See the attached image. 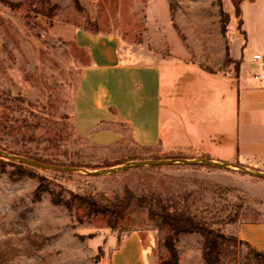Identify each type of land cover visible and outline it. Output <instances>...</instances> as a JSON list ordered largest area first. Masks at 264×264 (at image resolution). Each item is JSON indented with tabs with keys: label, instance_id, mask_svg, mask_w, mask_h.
<instances>
[{
	"label": "rangeland",
	"instance_id": "obj_1",
	"mask_svg": "<svg viewBox=\"0 0 264 264\" xmlns=\"http://www.w3.org/2000/svg\"><path fill=\"white\" fill-rule=\"evenodd\" d=\"M147 1L0 0V149L56 166L0 156L44 177L50 187L38 198V178H11L0 171V264H112L133 232L140 234L149 264L170 257L166 238L173 229L161 226V217L153 219L149 206L133 205L121 217L108 212L89 215L79 200L68 208L55 204L53 195L77 193L114 201L131 190L157 210L176 209L233 236L239 222L263 219L264 172L142 145L122 119L102 120L85 131L75 119L79 84L91 63L89 49L77 40L78 32L96 28L99 33L143 41ZM170 3L174 18L178 0ZM224 3L226 10L233 9V0ZM216 4L221 35L227 37L228 31L229 42L219 35L218 42L195 48L178 29L201 64L210 70L227 69L232 59L228 53L221 61V53L229 44L246 60L256 51L264 55V0L243 1L240 16L229 15L223 0ZM240 18L245 33L239 30ZM223 19L228 21L225 31ZM254 62L264 80L261 63ZM236 64L240 62L234 63L235 70ZM106 128L117 129L122 137L98 140ZM124 165L128 166L121 169ZM6 166L13 169L11 163ZM175 245L180 263L182 259V264H204L201 233L181 234ZM130 256L132 264H139ZM217 264H264V256L247 245H225Z\"/></svg>",
	"mask_w": 264,
	"mask_h": 264
},
{
	"label": "crops",
	"instance_id": "obj_2",
	"mask_svg": "<svg viewBox=\"0 0 264 264\" xmlns=\"http://www.w3.org/2000/svg\"><path fill=\"white\" fill-rule=\"evenodd\" d=\"M172 10L170 0H148L144 40L139 42L119 34L78 32L77 40L89 49L91 59L75 102L81 130L102 120L122 119L142 145L264 172V80L255 77L253 57L246 60L229 44L221 53V61L228 53L232 59L227 69L210 70L187 48L178 29L195 48L218 42L220 5L216 0H178L174 18ZM225 11L236 15L235 6ZM221 38L229 42L228 31ZM121 137L117 129L106 128L98 140ZM234 235L264 251V217L239 222ZM130 253L139 264H149L138 232L123 242L112 264H132Z\"/></svg>",
	"mask_w": 264,
	"mask_h": 264
},
{
	"label": "trees",
	"instance_id": "obj_3",
	"mask_svg": "<svg viewBox=\"0 0 264 264\" xmlns=\"http://www.w3.org/2000/svg\"><path fill=\"white\" fill-rule=\"evenodd\" d=\"M242 0H233L235 6L236 15L240 16L242 14L241 10ZM172 8V6H171ZM223 31L226 30L228 21L223 19ZM243 18L239 19L238 27L243 33L245 31L242 28ZM92 33H99L96 28L86 29ZM239 64H236V70L238 71ZM1 148V146H0ZM11 163L13 169L8 171L7 164ZM114 165V164H113ZM111 165V166H113ZM0 171L8 172L11 178H19L24 176L36 177L39 179V185L36 190V195L41 198V195L50 191L49 185H47L44 180L45 178L35 174L29 168L24 167V165L12 163L6 161L5 159L0 160ZM76 200H79L81 206H84L89 215L98 213H110L117 217L124 215L125 211L133 205L137 206H149V214L153 219L156 217H161V226L169 225L173 229L172 234H168L166 238V245L170 253V257L161 262V264H180L178 249L175 245L176 237L181 234L188 233H201L204 238V248H203V258L204 264H217L220 261V256L222 254V249L225 245L237 246V245H247L259 254L264 256V251L257 249L248 241L239 239L237 236L226 235L218 230H215L209 226L206 222L198 220L192 217L190 214L180 215L176 209L170 210H157L153 204L148 203L147 199L142 196H136L131 190H126L125 193L118 197L114 201L103 200L98 197L83 196L77 193H71L70 197H65L62 195H53L52 201L55 204H63L68 208H72Z\"/></svg>",
	"mask_w": 264,
	"mask_h": 264
},
{
	"label": "water",
	"instance_id": "obj_4",
	"mask_svg": "<svg viewBox=\"0 0 264 264\" xmlns=\"http://www.w3.org/2000/svg\"><path fill=\"white\" fill-rule=\"evenodd\" d=\"M0 156L3 157V158H10V159H14V160H17V161H26L32 165H41V166H44V167H47V168H51V169H54L56 168V166H53V165H49V164H44V163H38V162H35L33 161L32 159L30 158H26V157H21V156H18V155H14V154H8V153H5L4 151H2L0 149ZM209 165H217L215 162L213 161H209L208 162ZM223 165H226V163H223ZM235 165H239V164H234ZM126 166L128 165H124V166H121L120 168H125ZM239 166H242V165H239ZM244 168V167H242ZM118 168H115V169H111L112 170H117ZM106 171H102V173H105ZM264 175V173H260V175Z\"/></svg>",
	"mask_w": 264,
	"mask_h": 264
},
{
	"label": "built area",
	"instance_id": "obj_5",
	"mask_svg": "<svg viewBox=\"0 0 264 264\" xmlns=\"http://www.w3.org/2000/svg\"><path fill=\"white\" fill-rule=\"evenodd\" d=\"M253 59H254V61L261 63L262 70L264 71V55H262L261 53H256V54H254ZM255 77L260 79V80L263 79L262 74L259 72L257 74H255Z\"/></svg>",
	"mask_w": 264,
	"mask_h": 264
}]
</instances>
